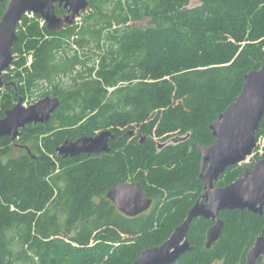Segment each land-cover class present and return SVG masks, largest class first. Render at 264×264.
<instances>
[{
    "label": "trees",
    "instance_id": "obj_1",
    "mask_svg": "<svg viewBox=\"0 0 264 264\" xmlns=\"http://www.w3.org/2000/svg\"><path fill=\"white\" fill-rule=\"evenodd\" d=\"M88 2L79 22L59 32L40 27L39 16L17 24L0 119L18 97L30 104L49 96L60 106L46 124L21 129L17 146L0 139V264H133L160 246L204 193L198 147L214 142L210 124L240 93L244 76L261 67L264 0ZM6 6L0 2V18ZM55 13L64 10L55 5ZM106 130L114 136L107 153L56 152L66 140ZM255 136L257 143L264 138V115ZM38 141L28 154L26 144ZM254 153L214 187L264 158V141ZM128 183L152 201L131 218L106 198ZM219 218L223 228L210 248L205 238L214 221L193 219L190 250L173 264H245L264 234V213L233 210Z\"/></svg>",
    "mask_w": 264,
    "mask_h": 264
},
{
    "label": "water",
    "instance_id": "obj_2",
    "mask_svg": "<svg viewBox=\"0 0 264 264\" xmlns=\"http://www.w3.org/2000/svg\"><path fill=\"white\" fill-rule=\"evenodd\" d=\"M7 6L0 18V89L7 86L3 80L5 70L13 59L12 49L18 41L16 26L27 12H32L45 22L48 32H59L73 26L81 14L91 6L88 0H0ZM55 5L64 10L57 16ZM60 106L58 98L46 96L25 106L18 97L15 105L0 119V139L8 137L17 146L20 130L27 125L46 124ZM264 115V53L258 70L248 72L240 93L234 101L210 124L214 142L208 147H198L201 156L199 178L204 193L188 210L185 220L176 227L169 238L160 246L141 253L133 264H173L190 250L187 240L189 226L193 219L214 221L206 233L205 246L218 240L223 222L219 218L224 211L247 210L259 216L264 213V158L251 167H245L236 181L225 187L215 188L214 183L227 168L246 163L257 147L256 131ZM111 131H101L92 137H81L76 141L66 140L56 148L63 158L80 154L96 155L109 151L108 140L113 139ZM161 147V146H160ZM28 154H30L27 148ZM33 157V156H32ZM106 198L127 217H136L151 207L138 183L118 184L111 187ZM264 256V234L258 236L248 251L245 264H257Z\"/></svg>",
    "mask_w": 264,
    "mask_h": 264
},
{
    "label": "rangeland",
    "instance_id": "obj_3",
    "mask_svg": "<svg viewBox=\"0 0 264 264\" xmlns=\"http://www.w3.org/2000/svg\"><path fill=\"white\" fill-rule=\"evenodd\" d=\"M197 4H198L197 1H193V2H191V5H190V6H191V7H194V6H196ZM142 23L145 24V25H147V20H143ZM103 40H104V39H102V42H103ZM90 46H91V45H90ZM68 48H69V47H68ZM72 48H73L74 52L76 51V52L79 53V54L81 53L80 49L77 50L78 47H76V46H75V47L72 46ZM77 68H79V67H77ZM61 79L65 81V80H67V76L61 75ZM45 87H47V86H46L45 83H43V85L41 86V88H44V89H45ZM108 91H109V92H112L113 90H112V89H109ZM33 99H34V98H33ZM29 100H30V98H28V97L26 98L25 101L22 100L23 105L28 106V105H31V104L34 103V102H32V103L29 104V103L27 102V101H29ZM37 101H38V100H37ZM35 102H36V101H35ZM98 133H99V132H97L96 134H98ZM96 134H95V135H96ZM90 137H92V136H90ZM174 139H175V138H174ZM41 140H42V139H41ZM263 141H264V138H263V139H260V140L258 141L257 145L262 144ZM171 142H172V141H170V143H171ZM39 143H40L39 141H38V143H36V142H29V143L26 144V147L29 149L30 152L35 153V151H36V146H37V145L39 146ZM162 147H163V145H161L160 148H162ZM256 148H257V147H256ZM20 152H22V150H19V149H18V151H17V150H14L13 153H12V155H13V156H16L17 154H20ZM259 153H260V151H259ZM254 154H255V153L253 152V155H254ZM250 158H251V157H250ZM250 158H249V160H248L247 162H250ZM247 162H246V163H247ZM61 218H62V217H61Z\"/></svg>",
    "mask_w": 264,
    "mask_h": 264
},
{
    "label": "built area",
    "instance_id": "obj_4",
    "mask_svg": "<svg viewBox=\"0 0 264 264\" xmlns=\"http://www.w3.org/2000/svg\"><path fill=\"white\" fill-rule=\"evenodd\" d=\"M24 17L27 18V19H33V18H36L37 15L34 14V13H32V12H27V13H25L23 15L22 18H24ZM79 19H80V17L75 20V23H78L79 22ZM20 21H19V23H20ZM38 22H39L40 27L45 26V22L40 17L38 18Z\"/></svg>",
    "mask_w": 264,
    "mask_h": 264
},
{
    "label": "bare ground",
    "instance_id": "obj_5",
    "mask_svg": "<svg viewBox=\"0 0 264 264\" xmlns=\"http://www.w3.org/2000/svg\"><path fill=\"white\" fill-rule=\"evenodd\" d=\"M37 20H38V18H37ZM43 20V19H42ZM44 21V20H43ZM17 27V26H16ZM74 46V45H73ZM77 47V46H76ZM77 50H78V48H77ZM90 58V57H89ZM90 60V59H89ZM12 61H13V59H12ZM7 70V69H6ZM6 70H5V72H6ZM4 72V73H5ZM73 74V73H72ZM249 160V159H248ZM130 184V183H129Z\"/></svg>",
    "mask_w": 264,
    "mask_h": 264
},
{
    "label": "flooded vegetation",
    "instance_id": "obj_6",
    "mask_svg": "<svg viewBox=\"0 0 264 264\" xmlns=\"http://www.w3.org/2000/svg\"><path fill=\"white\" fill-rule=\"evenodd\" d=\"M59 10V9H58ZM61 15V14H60ZM60 15H57V16H60ZM100 133V132H99ZM78 140V139H77ZM110 140V139H109ZM109 140H108V142H109ZM76 141V140H75ZM73 142V141H72ZM129 184V183H128Z\"/></svg>",
    "mask_w": 264,
    "mask_h": 264
}]
</instances>
